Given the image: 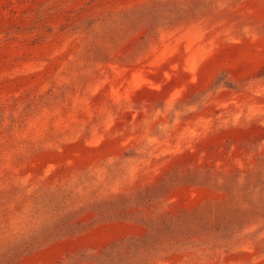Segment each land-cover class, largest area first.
I'll return each instance as SVG.
<instances>
[{"label":"rangeland","instance_id":"374dc122","mask_svg":"<svg viewBox=\"0 0 264 264\" xmlns=\"http://www.w3.org/2000/svg\"><path fill=\"white\" fill-rule=\"evenodd\" d=\"M0 264H264V0H0Z\"/></svg>","mask_w":264,"mask_h":264}]
</instances>
